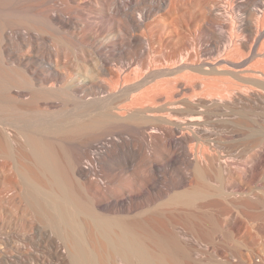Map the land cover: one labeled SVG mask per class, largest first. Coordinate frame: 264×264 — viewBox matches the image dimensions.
<instances>
[{
    "label": "bare ground",
    "instance_id": "obj_1",
    "mask_svg": "<svg viewBox=\"0 0 264 264\" xmlns=\"http://www.w3.org/2000/svg\"><path fill=\"white\" fill-rule=\"evenodd\" d=\"M259 90L264 0H0L4 258L229 259L212 211L264 238Z\"/></svg>",
    "mask_w": 264,
    "mask_h": 264
},
{
    "label": "rangeland",
    "instance_id": "obj_2",
    "mask_svg": "<svg viewBox=\"0 0 264 264\" xmlns=\"http://www.w3.org/2000/svg\"><path fill=\"white\" fill-rule=\"evenodd\" d=\"M242 2H244V1H242ZM260 92V93H259ZM257 93V94H256ZM262 93H264L263 91H255L254 93H251L250 94V96L251 97H253V98H256L258 95H259V97H262L264 94H262ZM264 173V172H263ZM262 173V174H263ZM264 175V174H263ZM263 175H261V177H260V180L259 179H257L258 181H257V183H256V181H254L255 183H253V185L252 186H254V187H252V191H251V193L252 194H255L254 192H259L258 190H259V188H260V182H261V185L263 186L264 185V182H263V180L264 179H262V177L264 178V176ZM256 180V179H255ZM256 185V186H255ZM257 185L259 186V187H257ZM257 187V188H256ZM253 189H254V191H253ZM253 200H256L257 202H261L262 204V206L260 207V205H259V208L257 209V210H253V209H249V211H250V213H253V211L254 212H260V213H262V215L264 214V205H263V203H264V198H258V197H254L253 196V198H252ZM159 204V202H157V203H155L154 204V206L152 205L151 207L153 208H151L150 207V211H149V214H152V213H154L155 215H157V214H160L163 210H162V208L161 207H156L157 205ZM233 204H235V203H232V205ZM236 205V204H235ZM233 205L234 206V208L235 209H237L238 211H240V209H241V207H239L238 205ZM263 209V210H262ZM261 211H263V212H261ZM207 215H209V214H207ZM210 215H212L213 216V218L215 219V221H216V224H217V227H218V229H217V231H218V233H223L225 236H226V238L227 239H229L228 241H232V243H231V245H232V247H231V245H227V244H224L223 242H222V240H219V241H213V243L215 244V245H217L218 246V248L219 249H226L227 251H228V253L231 255L230 257H229V259H226V258H222V257H218V256H214V255H212V254H210L208 251H206V249L204 248L203 249V247L202 246H204L205 244L204 243H202L201 244V247L200 248H198V250H199V252L198 253H200V252H203L204 251V253H202L201 254V258H197L198 257V255H195L196 253L195 252H191V253H187L188 254V260H189V262L191 263V264H264V238H262V233H261V235H259L257 232V234L256 233H253V230H251V233H253V234H251L250 232V234H249V236L246 238V240H241V239H239V241H238V239L237 238H235L233 235H234V233L231 231H228V230H222L221 229V226H220V224L218 223L219 222V220L217 221V217H218V214L216 213V212H214V211H212L211 212V214ZM216 215H217V217H216ZM134 216V215H133ZM202 216V214H200V217ZM203 216H205V214H203ZM202 216V217H203ZM135 218H138V219H140V218H142L143 217V215H139V214H136L135 216H134ZM204 218V217H203ZM220 228V229H219ZM178 231V230H177ZM176 231V232H177ZM175 232V231H174ZM175 232V233H176ZM177 235H178V239H181V241H185L184 239H187V238H185V237H182V236H180V234H178V232L176 233ZM233 234V235H232ZM250 235H253V236H250ZM257 235V236H256ZM180 236V237H179ZM258 236H259V238H258ZM235 239H234V238ZM237 239V240H236ZM188 240V239H187ZM238 241V242H237ZM235 243V244H234ZM21 244H19V246H20ZM23 246H25V245H23ZM28 246V245H27ZM223 248H222V247ZM28 247H30V246H28ZM20 248V251L22 252L21 253V255L22 256H25V258L24 257H22L21 256V258L20 259H17V258H13L12 259V257H11V260H13L14 262H7V260L4 258V245H2L1 243H0V264H11V263H16V264H20L21 262L20 261H22V263H23V261H24V263L23 264H25V263H27V264H35L34 263V261L32 262V260H29L28 258H26V257H28L29 255H27L28 254V252L27 251H29V253H30V248H32V247H30V248H27L26 249V246L23 248L22 246H20L19 247ZM32 251H31V253H30V256H32V257H34V250H33V248L31 249ZM24 251H25V253H26V255H23V254H25L24 253ZM206 252V253H205ZM34 253V254H33ZM241 253H242V255H241ZM246 255H245V254ZM194 254V255H193ZM193 255V256H192ZM204 257H203V256ZM243 256H245V257H242ZM202 257H203V259H202ZM206 257H208V258H206ZM206 258V259H205ZM199 259V260H198ZM205 259V260H204ZM28 260V261H27ZM16 261V262H15ZM18 261V262H17ZM21 263V264H22ZM57 264V263H56Z\"/></svg>",
    "mask_w": 264,
    "mask_h": 264
}]
</instances>
